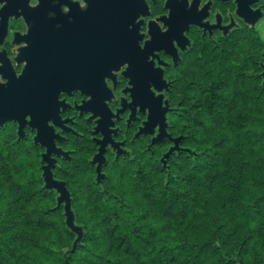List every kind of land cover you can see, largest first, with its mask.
<instances>
[{
    "label": "flooded vegetation",
    "instance_id": "1",
    "mask_svg": "<svg viewBox=\"0 0 264 264\" xmlns=\"http://www.w3.org/2000/svg\"><path fill=\"white\" fill-rule=\"evenodd\" d=\"M222 68L264 97V0H0V170L19 155L45 190L51 164L71 197L73 172L102 186L115 165L161 163L173 139L189 149L172 125L188 85Z\"/></svg>",
    "mask_w": 264,
    "mask_h": 264
},
{
    "label": "trees",
    "instance_id": "2",
    "mask_svg": "<svg viewBox=\"0 0 264 264\" xmlns=\"http://www.w3.org/2000/svg\"><path fill=\"white\" fill-rule=\"evenodd\" d=\"M244 78L222 68L188 85L172 125L180 134L187 124L191 154L166 168L115 165L102 186L83 178L70 189L66 180L83 230L73 251L55 196L21 156L9 158L0 264H264V97Z\"/></svg>",
    "mask_w": 264,
    "mask_h": 264
},
{
    "label": "water",
    "instance_id": "3",
    "mask_svg": "<svg viewBox=\"0 0 264 264\" xmlns=\"http://www.w3.org/2000/svg\"><path fill=\"white\" fill-rule=\"evenodd\" d=\"M13 111L12 113L9 112L8 118L13 119L14 121H18L19 125L21 124L22 120V99L21 97H14L13 98ZM167 110V108H164L162 114L159 116V134L156 139L157 142H160L164 137H168L165 133L164 127H165V116L164 113ZM149 123V122H148ZM147 123V124H148ZM146 124V125H147ZM20 130V129H19ZM181 137L175 138L172 140L174 143L173 147H171L166 154L162 157L160 162L163 164V167L166 168V162L165 159L169 158V156L174 152H185L187 154H191L190 149H181L178 147V143L180 142ZM51 164H47L46 167H44L43 172V181L44 186L43 188L45 190H55L58 194L56 198V208H60L63 206V215H64V223L67 229H69L73 234H75V240L72 244L71 251L75 249V247L80 244V241L83 238V230L81 227L75 225L74 222V214L71 210V198L70 193L66 189V184L63 181H56L52 178L51 172L49 171ZM98 176L97 181L101 177L99 174V167L97 169Z\"/></svg>",
    "mask_w": 264,
    "mask_h": 264
},
{
    "label": "rangeland",
    "instance_id": "4",
    "mask_svg": "<svg viewBox=\"0 0 264 264\" xmlns=\"http://www.w3.org/2000/svg\"><path fill=\"white\" fill-rule=\"evenodd\" d=\"M31 174H32L31 171L30 172L28 171L26 176H25L26 177L25 179L29 180ZM35 176H36V173H35ZM83 178H85V179L89 178L90 179L89 176H84V174H78L76 172H73L72 175L68 176V179H69L68 182H69L70 189H73L76 179H83ZM3 179H4V177L0 176V209H1L2 206H5L7 204V202H8L7 198L10 196V194H12V191H11L10 187L7 184L3 183V182H5ZM16 179H18V178H16ZM18 183L23 185L24 184V180L23 179L22 180H18Z\"/></svg>",
    "mask_w": 264,
    "mask_h": 264
}]
</instances>
